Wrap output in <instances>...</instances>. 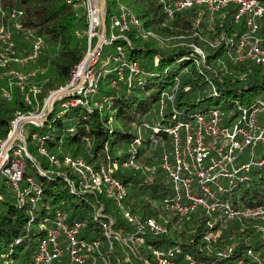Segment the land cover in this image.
I'll return each instance as SVG.
<instances>
[{"label": "trees", "instance_id": "1", "mask_svg": "<svg viewBox=\"0 0 264 264\" xmlns=\"http://www.w3.org/2000/svg\"><path fill=\"white\" fill-rule=\"evenodd\" d=\"M84 1L0 0V73L4 76L0 84V139L8 137L19 115L38 113L53 92L71 83L74 70L88 53V36L79 35L89 30ZM121 5L134 11L142 30L132 26L124 37L110 44L115 48L121 45L129 64L137 63L139 71L126 67L120 79L115 69L121 62L110 67L109 63L102 65L98 68V87L88 101L73 89L62 94L47 110L44 121L31 131L27 144L34 160L25 155L27 169L21 185H28L32 177L42 187V196L36 206L20 203L7 179L0 177V264H32L41 238L50 230L41 224L54 221L57 210L67 216L68 222L83 221L89 238L96 234L106 242L103 222L123 239L142 235L144 244L136 242L141 248L140 254L133 257L136 264H144L152 248L174 245L182 249L177 258L181 262L184 253H191L197 260L218 264H264V217L261 221L228 218L220 208L211 211L201 205L181 213L173 207L174 188L163 167L165 155L174 162L176 141L172 129L178 128L179 147L183 148L186 123L195 128L199 116L219 109L223 112L221 125L228 126L239 118L244 104L252 109L264 100V64L251 59L235 62L232 58L236 41L246 29L243 21L235 20V4L229 2L213 11L208 3H194L181 11L173 9L170 14L173 4L168 0H107L108 38L111 19ZM113 31L120 35L118 30ZM143 32H151L154 37H143ZM220 40V45L214 46ZM97 42L94 36L92 48ZM197 48L205 51V59ZM11 70L33 73L26 75L24 89L14 76L6 75ZM112 80H117L118 87L111 86ZM4 89L10 90L11 97L4 95ZM27 94L32 104L25 100ZM256 94L263 96L253 100ZM105 97L109 102L103 108L94 105ZM204 101L214 102L216 107L193 112ZM155 108L159 109L157 120L153 116L156 112L150 115ZM227 112H231L229 117ZM180 128L185 130L184 138ZM40 140L60 159L65 155L80 158L97 172L104 167L112 179L125 186L124 209L140 221L155 218L166 227L165 232L154 233L149 227L139 230L117 207L113 196L82 189L81 173L66 164H51L39 152ZM167 140L169 149L165 148ZM252 149L257 150L253 156L263 160L262 164L250 169L248 179L226 184L227 191L217 192L216 196L245 211L264 208V146L257 144ZM58 203V207L50 208ZM100 204L101 211L108 215L98 218L100 215L92 212ZM121 244L114 240L113 264L129 248L123 249ZM87 264H91V258Z\"/></svg>", "mask_w": 264, "mask_h": 264}, {"label": "built area", "instance_id": "2", "mask_svg": "<svg viewBox=\"0 0 264 264\" xmlns=\"http://www.w3.org/2000/svg\"><path fill=\"white\" fill-rule=\"evenodd\" d=\"M168 1L173 4V8H170V14L173 13V9L181 11L183 8L193 6L194 3H208L210 8L216 11L226 6L227 3L233 2L237 8L235 20L243 21L246 27L236 41V55L232 56L233 60L236 62L251 59L259 64H264V28L262 27V21H264V0ZM84 4L89 19V30L82 34L79 33V35L88 36V54H90L92 52V38L96 36V33L100 37L102 20L99 7L95 8L92 0H85ZM93 20L97 21L98 26H93ZM111 21L112 31L109 38L106 37L105 43H112L120 36L124 37V33L129 31L132 26L139 31L142 30L140 19L131 8L124 5L120 6L118 13L112 17ZM97 29L98 31L95 32ZM115 29L120 32L119 36L113 31ZM144 34L146 33L143 32L142 35ZM9 35L8 33L6 34L7 37ZM102 46L101 44L100 48ZM197 50L203 52L200 48H197ZM34 56H36V53L32 57ZM112 56L117 62H121L119 66L120 79L123 78V69L126 67H129L135 73L139 71L137 63L132 66L129 64L126 59V52L121 45L116 46ZM93 63L90 62L88 64L86 71L82 72L84 75L81 78L75 79L74 75L76 74V69L82 67L83 63L74 70L69 87H72L79 94L89 96L98 87L101 72L95 71ZM6 75L14 76L18 80L17 84L24 89L26 86V75H33V73L24 74L11 71ZM3 77L2 73H0V84ZM9 86H13L12 81H10ZM111 86L118 87L117 80H112ZM35 93L36 90L34 89ZM4 95L11 97L10 90L4 89ZM173 97V95L170 96L171 99ZM104 99L106 100L107 97ZM25 100L28 104H32L29 94L25 96ZM46 112V105H44L43 109L38 113L19 116L13 121L12 125L14 128L11 129L8 137L5 140L0 139V177L3 176L7 179L8 185L14 191L20 203L30 202L32 206H36L40 201L42 187L32 177L28 178V185L25 187L21 186L27 165L25 155L30 154L27 141L22 136L25 122L18 126L16 121L19 118H31L33 119L31 122L39 124L43 122L42 119ZM222 117L223 112L215 109L208 116H199L195 128L191 123H186V140L183 148L179 147L180 135L178 128L172 129L176 141L174 162L170 160L168 155H165L163 157V167L169 172L170 180L173 184L175 193L173 207L181 213H186L189 209L193 210L196 206L201 205L211 211L220 208L228 218L253 217L255 215L253 212L238 209L232 206L229 200H221L216 198V196L217 192L227 191L226 184H234L238 179H243L242 174L250 170L251 166L256 163L254 159L238 161L237 152L246 146L255 147L257 144L264 146V100L259 101L252 109H243L239 118L236 121H232L228 126L221 125ZM18 128L20 132H17ZM33 136L38 138L37 134ZM8 143L9 148L4 153ZM43 143L44 141L40 140L39 152L45 155L51 164L58 167L61 164H66L81 173L83 182L80 183L82 189L87 190L92 187L105 185V189L108 191L107 195L114 197L117 207L122 209L125 217L136 224L139 230L149 227L155 232H165L166 228L155 218L149 217L140 221L137 216L124 209L125 186L122 182L112 179L104 167L97 172L80 158L74 159L69 155H65L63 159H60L55 154L50 153ZM115 166L117 165L115 164ZM210 183H213L216 188L213 189ZM195 190L198 192H195ZM209 198L216 199L209 201ZM53 224L54 226L50 228L46 236L41 238L38 252L32 264H87L89 258H91V264H113L111 252L115 248V239L129 247L128 250L124 251L122 259L117 261V264H135L133 257H137L141 251L140 246L136 245V242L139 241L136 239V235L125 239L121 236L118 237V234H114L106 222H103L106 242L100 238H89L84 233L83 221L76 219L68 222L67 216L60 210L56 211V218ZM229 250L231 251L232 247ZM182 253L179 245L169 248L154 247L151 249V256L143 259V263L218 264L212 261L197 260L191 253H184L183 262L178 261L177 258ZM248 253L252 254V250L249 249Z\"/></svg>", "mask_w": 264, "mask_h": 264}, {"label": "rangeland", "instance_id": "3", "mask_svg": "<svg viewBox=\"0 0 264 264\" xmlns=\"http://www.w3.org/2000/svg\"><path fill=\"white\" fill-rule=\"evenodd\" d=\"M100 1L101 0H92V4L94 5V7L95 8H98L99 7V12H100ZM93 22H94V25L93 26H98L97 25V21H94L93 20ZM98 31V29L95 31V32H97ZM100 33H101V30H100ZM99 34H97L96 33V36L98 37V40L100 39V37L98 36ZM143 37H149V36H153L154 37V35L151 33V32H147L146 34H144V35H142ZM226 40H228V39H226ZM105 41H106V38H104L103 39V41H102V45H103V49L102 48H100V49H98V52L96 53V55L91 59V61L90 62H94L93 63V65H94V69H95V71L96 70H98V68H101V66L102 65H104V64H106V63H109V67L111 66V64H116L117 63V60L114 58V56H112V53L113 52H115V46L113 45V44H110V43H105ZM217 41V40H216ZM229 42H230V40H228ZM222 41L220 40V42L218 41L217 43L215 42L214 43V46H218V45H220V43H221ZM93 47V46H92ZM93 50H94V48H92V52H93ZM102 51V55L100 54V52ZM203 51V50H202ZM200 52V51H199ZM201 53V55L204 57V59H205V56H206V53H205V51H203V52H200ZM87 55H88V53H87ZM86 55V56H87ZM84 61V60H83ZM83 61H82V63H83ZM96 61V62H95ZM81 67H79V69H80ZM176 68H177V66H176ZM79 69H76V72H78L79 71ZM156 69L157 68H155V69H153V70H155L156 71ZM115 70H117V72H118V74H119V76H120V68H119V66L118 67H116V69ZM11 71H16V70H11ZM11 71H9V72H11ZM83 72V71H82ZM107 72V71H106ZM81 75L83 76L84 74L83 73H81ZM81 75H79L77 78H81L82 76ZM75 76V75H74ZM76 78V79H77ZM75 83V82H74ZM71 84V83H70ZM69 84V85H70ZM72 88V87H71ZM65 94V93H64ZM78 95H82V94H79L78 93ZM62 95H59V96H57L55 99H54V101L51 103V102H49V97L45 100V102H44V105H46V109L49 111V110H51L53 107H54V105H55V102H56V100L57 99H59L60 97H61ZM82 96H84L85 98H87V100L86 101H88V96H85V95H82ZM263 96V94H256V95H254V99L253 100H256V99H260L261 97ZM105 102H109V98H107L106 100L105 99H103V101H96L95 103H94V105L96 106V107H98V108H103L104 107V105H105ZM73 103V105H77L78 104V102H72ZM44 105L42 106V108L40 109V110H42L43 109V107H44ZM208 107H212V108H214V107H216L215 106V103L214 102H209V101H204V102H202L201 103V105H198V106H196L194 109H193V112H200V111H202V110H204V109H206V108H208ZM219 107H222V104H220V106ZM248 104H244V106L242 107V108H244V109H248ZM60 109H62L61 107H60ZM39 110V111H40ZM159 109H157V108H155L153 111H152V113H150V115H153L155 112V114L153 115L155 118H156V120H157V118H158V115H157V111H158ZM231 114V112H227L226 113V117H229V115ZM37 120H40L39 118H36ZM159 120V119H158ZM42 121H44V118L42 119ZM236 121V120H235ZM12 124H13V122H12ZM37 124L36 123H34V122H31V121H28V122H26V124H25V127L22 129V136L24 137V138H28L29 137V135H30V133H31V131L33 130V129H36L37 127ZM12 128H14V126L12 125ZM180 134L182 135V138H184V136H185V130L183 129V128H180ZM169 143H170V141L169 140H167V142H166V145H165V148L166 149H169L170 148V145H169ZM160 145H161V143H160ZM247 147H252L253 148V146H246V147H244L243 149H241L240 151H238L237 152V154H238V161H243V160H246V159H254L255 160V164L254 165H252L251 166V168L252 167H254V166H256L258 163L259 164H262V162H263V160H258L255 156H253V155H256V149H252V148H250V150L247 148ZM9 148V143L7 144V146H6V148L4 149V153H5V151L7 150ZM260 150V149H259ZM259 150H258V152H259ZM2 151V150H1ZM264 152V149H263V151H262V153ZM29 154H30V152H29ZM27 156H29L32 160H34L33 158H32V156L31 155H27ZM259 157V156H258ZM25 161H26V158H25ZM26 164H27V162H26ZM250 168V169H251ZM26 169H27V165H26V168H25V173H26ZM29 170H30V168H29ZM77 172H79V171H77ZM32 173H34V171L32 170ZM24 176H25V174H24ZM242 176L244 177L243 179H239L240 181H243V180H246V179H248V177L250 176V170H247V172L245 173H243L242 174ZM35 180V179H34ZM238 180V181H239ZM23 181V180H22ZM22 183H24V182H22ZM22 186V185H21ZM23 187V186H22ZM89 190H92V191H94V192H103V193H105L106 195L108 194V191H106V189H105V185L104 186H100V187H92V188H89ZM108 196V195H107ZM102 203L104 204V202H103V200H102ZM103 204H100L99 205V207L98 208H96V210L94 211V212H92L93 213V215L95 216V214H99L100 216L98 217V218H101V215L103 214V215H108V213H105V212H103V211H101V209H99L100 207L102 208V206H103ZM60 205V203H58V204H55L54 206H52V205H50V208L52 209V208H54L55 206L56 207H58ZM62 209H63V207H62ZM103 209V208H102ZM115 210H117V207L115 206V208H114ZM120 211V210H119ZM250 212H253L255 215H253V217H247V218H255V220L257 219V218H259V220L261 221L262 220V218L261 217H264V208L262 207L261 209H257V210H249ZM121 212V211H120ZM71 213V212H70ZM122 213V212H121ZM141 219V218H140ZM41 226L43 227H46V228H52L53 227V221H49L48 223H46V222H44V223H42L41 224ZM40 227V226H39ZM166 228V227H165ZM153 231V230H152ZM154 233H156L155 231H153ZM118 237H119V235H117ZM138 236H140V237H138ZM90 238H98L97 237V235L96 234H92L91 235V237ZM136 239L137 240H139L138 242L139 243H141V244H144V242H145V238L142 236V235H136ZM122 245V247H123V249L125 248V244H121ZM117 248H120V246L118 245L117 246ZM98 262H99V260H97ZM207 261V260H206ZM136 264V263H135Z\"/></svg>", "mask_w": 264, "mask_h": 264}, {"label": "water", "instance_id": "4", "mask_svg": "<svg viewBox=\"0 0 264 264\" xmlns=\"http://www.w3.org/2000/svg\"><path fill=\"white\" fill-rule=\"evenodd\" d=\"M106 2L107 0H101L100 1V14H101V20H102V27H101V33H100V39L98 40L93 52H91L90 54H88L82 64V68H83V72L86 71L88 64L90 63L91 59L96 55V53L98 52V49H100L102 41L104 38H106V30H107V19H106ZM72 90L71 87H66V88H62L59 90H56L54 93H52L49 97V102H53L54 99L59 96L62 95L68 91ZM28 121H33V119L31 118H25L23 122H28ZM22 122V123H23ZM21 123V124H22ZM17 132H19V128L17 129Z\"/></svg>", "mask_w": 264, "mask_h": 264}, {"label": "bare ground", "instance_id": "5", "mask_svg": "<svg viewBox=\"0 0 264 264\" xmlns=\"http://www.w3.org/2000/svg\"><path fill=\"white\" fill-rule=\"evenodd\" d=\"M82 71H83V68L81 67L80 69H79V71L78 72H76V74H75V79L79 76V75H81V73H82ZM82 76V75H81ZM54 93V92H53ZM19 116H21V115H19ZM18 116V117H19ZM17 117V118H18ZM24 121V119L23 118H19L18 119V121H16V124L19 126L22 122ZM20 132V131H19ZM17 133V132H16ZM26 139V141H27V138H25Z\"/></svg>", "mask_w": 264, "mask_h": 264}]
</instances>
